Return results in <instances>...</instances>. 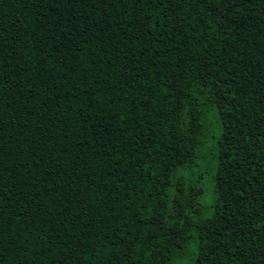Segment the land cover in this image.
<instances>
[{"label":"trees","instance_id":"1","mask_svg":"<svg viewBox=\"0 0 264 264\" xmlns=\"http://www.w3.org/2000/svg\"><path fill=\"white\" fill-rule=\"evenodd\" d=\"M0 264H264V0H0Z\"/></svg>","mask_w":264,"mask_h":264}]
</instances>
